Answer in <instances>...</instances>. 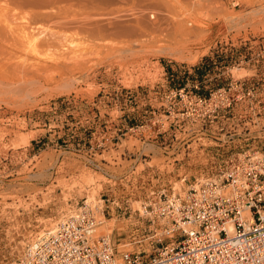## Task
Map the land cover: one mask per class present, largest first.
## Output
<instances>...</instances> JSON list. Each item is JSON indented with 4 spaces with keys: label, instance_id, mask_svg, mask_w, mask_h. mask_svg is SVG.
<instances>
[{
    "label": "rangeland",
    "instance_id": "rangeland-1",
    "mask_svg": "<svg viewBox=\"0 0 264 264\" xmlns=\"http://www.w3.org/2000/svg\"><path fill=\"white\" fill-rule=\"evenodd\" d=\"M56 1L0 0V264L84 200L118 251L151 255L138 212L149 191L264 153V0ZM233 79L256 85L254 106L203 128L164 116L177 89L207 96Z\"/></svg>",
    "mask_w": 264,
    "mask_h": 264
},
{
    "label": "built area",
    "instance_id": "built-area-1",
    "mask_svg": "<svg viewBox=\"0 0 264 264\" xmlns=\"http://www.w3.org/2000/svg\"><path fill=\"white\" fill-rule=\"evenodd\" d=\"M185 90L177 89L166 106L164 116L175 126L186 118L203 128L233 105L259 100L256 85L242 79L207 96ZM162 116L148 128L163 132ZM198 132L201 141L205 135ZM200 147H207L204 141ZM138 212L148 224L147 239L157 245L151 255L118 251L109 234H98L103 208L84 200L5 264H264V153L248 149L212 160L186 190L149 191Z\"/></svg>",
    "mask_w": 264,
    "mask_h": 264
},
{
    "label": "bare ground",
    "instance_id": "bare-ground-1",
    "mask_svg": "<svg viewBox=\"0 0 264 264\" xmlns=\"http://www.w3.org/2000/svg\"><path fill=\"white\" fill-rule=\"evenodd\" d=\"M15 1H17L20 5H21V2H22V4H25V5H29V7H30V5H31V8L33 7V8H43V6H45V7H47V5H48V2H50L51 3V1L50 0H15ZM56 1V0H55ZM170 1V0H169ZM56 2H58V0L56 1ZM55 2V3H56ZM47 4V5H46ZM52 4V3H51ZM53 4H54V1H53ZM206 4V3H205ZM27 5V6H28ZM173 7V6H172ZM199 7H200V5H199ZM217 12H219V11H217ZM151 13V12H150ZM37 15V14H36ZM40 15H41V13H40ZM47 15V14H46ZM197 15V14H196ZM199 16V15H198ZM162 18V17H161ZM46 19V18H45ZM50 20V19H49ZM154 20V19H153ZM78 21V20H77ZM230 21V20H229ZM181 24V23H180ZM184 24H186V23H184ZM60 25V24H59ZM67 25V24H66ZM138 25V24H137ZM170 25V24H169ZM93 26V25H92ZM109 26V25H108ZM184 26V27H183ZM186 25H183V23H182V25L180 26H178L179 27V29H177V30H179V31H176V32H182L183 31V33L184 34H182V33H180V36H181V34H182V36L183 35H185V33L187 34V32H184V30L186 29V27H185ZM83 27V26H82ZM91 27V26H90ZM120 27V26H119ZM180 27H182V28H180ZM116 28V27H115ZM165 28V27H164ZM183 28H184V30H183ZM191 28V27H190ZM63 29V28H62ZM92 29V28H91ZM138 29V28H137ZM141 29V28H140ZM180 29H182V31L180 30ZM69 30V29H68ZM94 30V29H93ZM153 30H154V28H153ZM127 31H129L128 29H127ZM126 31V32H127ZM165 31V30H164ZM169 31H170V29H169ZM186 31V30H185ZM188 31V30H187ZM197 31V30H196ZM98 32V31H97ZM161 32H162V30H161ZM172 32V31H171ZM93 33V32H92ZM131 34L132 33V31H129L128 33H126V34ZM154 33V32H153ZM178 33H177V35H178ZM199 33V32H198ZM201 33V32H200ZM199 33V34H200ZM172 34V33H171ZM188 34H189V31H188ZM194 35V34H193ZM190 36V35H189ZM198 36V35H197ZM201 36V35H200ZM141 37V36H140ZM181 38V37H180ZM184 38H187V36H183V39ZM162 39V38H161ZM177 39V38H176ZM182 39V38H181ZM190 38H188V40H189ZM194 39V38H193ZM187 40V39H186ZM172 41V40H171ZM173 41H176V40H173ZM183 42V41H182ZM173 43V42H172ZM179 43V42H178ZM188 43H189V41H188ZM174 44V43H173ZM170 45V44H169ZM175 45V44H174ZM185 45V44H184ZM178 46V45H177ZM185 50V49H184ZM173 51V50H172ZM179 51V50H178ZM177 52V51H176ZM170 53V52H169ZM190 53V52H189ZM193 55H195V54H193ZM176 57V56H175ZM178 57V56H177ZM108 181H110V180H108Z\"/></svg>",
    "mask_w": 264,
    "mask_h": 264
}]
</instances>
